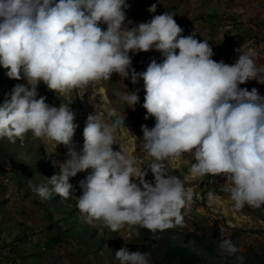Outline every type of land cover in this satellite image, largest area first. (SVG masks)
<instances>
[{
    "label": "clouds",
    "instance_id": "clouds-1",
    "mask_svg": "<svg viewBox=\"0 0 264 264\" xmlns=\"http://www.w3.org/2000/svg\"><path fill=\"white\" fill-rule=\"evenodd\" d=\"M126 7L125 0H0V68L8 78L26 81L0 106V138L14 143L31 132L68 149L63 163L52 161L58 172L47 179L50 187L34 185L33 191L42 200L53 193L67 199L70 179L91 170L79 182L77 198L87 223L102 221L112 232L125 225L162 232L183 224L181 210L192 200V189L169 171L167 162L180 160L189 163L194 178L224 176L235 208L264 206V96L239 87L252 80L264 84L256 49H237L232 65L217 62L207 40L182 35L173 13L129 29ZM148 11L155 13L156 4ZM150 50L159 52L162 62L152 60L136 72L129 53ZM113 73L130 77L133 85L143 82L144 118L155 119L151 129L141 127L140 149L151 158L146 167H138L122 146L113 150L116 125L124 118L110 124L95 111L89 114L76 151L78 125L69 106L38 98L41 83L62 95L108 81ZM120 99L134 107L138 92L126 90ZM114 115L108 110L109 118ZM186 153L193 163L183 159ZM149 171L153 181L145 179ZM219 247L229 255L241 251L229 238L222 237ZM115 258L120 264H151L149 254L126 247ZM237 259L243 264L242 256Z\"/></svg>",
    "mask_w": 264,
    "mask_h": 264
},
{
    "label": "rangeland",
    "instance_id": "rangeland-1",
    "mask_svg": "<svg viewBox=\"0 0 264 264\" xmlns=\"http://www.w3.org/2000/svg\"><path fill=\"white\" fill-rule=\"evenodd\" d=\"M222 1L221 9L219 0H207L206 7L193 8L189 18H174L183 29L182 35L194 33L198 41L207 40L214 53L212 59L217 62H228L234 55L233 49L254 48L260 57L259 63L264 64V30L259 32L264 24H256L255 29L240 15L226 16V10L229 13L236 12V15L241 13L246 8V0H238L239 3L233 0ZM254 1L257 3L255 10L263 9L264 4L259 3V0ZM203 13H210V19L203 17ZM206 21H209L208 27H205ZM240 25L244 28L241 33H237ZM217 31L222 37L220 41L236 43L231 52L229 45L224 47L228 51L226 55L214 45L219 41ZM6 72V69L0 68V106L16 84L26 83L23 79L16 81L8 78ZM239 87L248 90L256 88L258 94L264 96V84H258L255 80ZM113 89L104 80L62 95L48 90L43 83L37 86L38 98L45 97L46 103L54 107L60 104L69 106L74 113V123L78 125L73 137L76 151H80L83 145L82 131L87 116L95 111L110 124H114L117 118H124L121 124L116 125L114 137L117 145H113V150L118 151L119 146H122L130 156L137 159L138 167H146L151 158L140 149L141 127H149L151 123L142 117H135V122H130L129 118L135 114L126 112V103L120 99V91L109 94ZM106 104H109L110 109H107ZM140 105L137 106L138 112H142L138 108ZM108 110H114L116 115L109 118ZM132 136L136 137L135 150L131 149ZM67 150L65 146L55 148L54 142L36 138L31 132L23 138H16L14 143L7 138H0V264H120L115 253L124 247L130 252L149 254L151 264H180L167 255L166 249L174 244H182L183 239L190 236L201 238L208 244L213 259H223L225 262L227 259L231 262L229 264H240L237 257L242 256L243 264H264V206L253 208L245 205L240 209L235 208L230 194L215 189L210 175L194 178L190 172L182 169L184 163L180 160L167 162L170 174L178 176L186 188H191L193 196L181 210L183 224L162 232L153 233L129 225L112 232L102 221L87 223L85 214L77 208V198L81 195L79 182L91 170L78 173L70 179L73 191L69 198L53 193L49 199L42 200L33 191V186L50 187L47 179L58 172L52 161L63 163L67 158ZM188 155L184 154L183 159L188 158L193 163L192 156L189 158ZM145 179L153 181L150 171ZM201 180L204 182L200 183ZM136 231H139V236L135 235ZM222 237L229 238L241 251L229 255L222 250L219 247Z\"/></svg>",
    "mask_w": 264,
    "mask_h": 264
},
{
    "label": "crops",
    "instance_id": "crops-1",
    "mask_svg": "<svg viewBox=\"0 0 264 264\" xmlns=\"http://www.w3.org/2000/svg\"><path fill=\"white\" fill-rule=\"evenodd\" d=\"M218 1V0H217ZM235 3H239L238 0H233ZM223 1L219 0L220 3V9L223 6ZM261 4H264V0H259L258 1ZM125 3L127 4V10L123 11L125 12V25H127V27L129 29H131L132 27L137 26L140 23L143 22H148L151 20V18L154 15H161L164 14L166 12L169 13H173V18H180V19H187L189 18V16H191L190 12L192 11L193 8L195 7H206L207 0H125ZM156 4V12L155 13H149L148 9L151 5ZM256 1L254 0H246V8L242 9L239 13L236 15V12H228V10H226V16L230 17H235V16H241V18H243V20H246L247 22L250 23L249 26H251L252 28L256 29V24H264V7L261 10H255V6H256ZM181 8V10H180ZM212 11H210L211 13ZM203 13L204 15H202L203 17H208L210 19L211 15ZM209 21L205 22V27H208ZM241 26V25H240ZM102 30L106 29V25H101ZM221 27H219L220 29ZM244 28V26L238 27L237 29V33L240 32L241 30ZM218 30V29H217ZM261 30H264V26L262 28H260L259 32ZM231 32V31H229ZM217 35L219 38V41L214 43L215 47L221 49V53L225 52V55L227 54L228 51H225L226 48H224L226 45L230 46V51H232L233 46H236L234 44L233 41L230 42H225V41H220V39L222 38L219 34V32L217 31ZM218 38H216V40H218ZM233 49L234 51V55L233 57H231L229 59L228 62H224V63H229V62H235L236 60V54L237 50ZM130 57H131V66L132 68L135 69L136 72L138 73H142L146 70L148 64L152 61V60H156L157 63L162 62L163 57L161 56V54L159 52L150 50L148 52H140V53H136V54H132L131 52L129 53ZM108 84H110L113 88L112 91H110V95H113L115 91H120V93L125 92L126 90H128L129 92H138V96H139V102L137 103V105H135L134 107H129L127 104L124 106V108L126 109V112L128 113H134L135 116L134 117H130L129 120L130 122H135V117L136 119H140V117H142L143 119H145V115L146 112H138L137 111V106L139 105V103L142 105L144 102V90H143V82L142 81H138L137 84L133 85L130 82V77L127 79H123L121 78L118 74L113 73L110 77V79L107 81ZM126 118H128L126 116ZM146 121H150V123L155 122V119L151 116H149V118ZM126 123V121L124 122ZM141 126V125H140ZM139 126V127H140ZM139 129V128H138ZM189 158H191V155H188ZM185 161H188L190 163H192L190 161V159L186 158L184 159ZM184 163V162H183ZM177 168V167H176ZM182 169H185L186 171L189 172V163H184L182 165ZM204 178V177H202ZM211 178V182L213 183V185H215V189H220L222 190L221 192H225V193H229L228 191H225V186H226V178L224 176H210ZM195 182V181H194ZM200 183H203L204 181H199ZM205 188V187H203Z\"/></svg>",
    "mask_w": 264,
    "mask_h": 264
},
{
    "label": "trees",
    "instance_id": "trees-1",
    "mask_svg": "<svg viewBox=\"0 0 264 264\" xmlns=\"http://www.w3.org/2000/svg\"><path fill=\"white\" fill-rule=\"evenodd\" d=\"M148 236H146L147 238ZM193 241V242H192ZM182 244H174L166 249L167 255L172 259L178 261L180 264H229L219 259L211 258V247L204 243L201 238L196 236L185 237ZM191 243V245H189ZM188 244V246H186ZM197 248L195 254H192ZM186 249V250H185ZM214 256V254H213Z\"/></svg>",
    "mask_w": 264,
    "mask_h": 264
},
{
    "label": "built area",
    "instance_id": "built-area-1",
    "mask_svg": "<svg viewBox=\"0 0 264 264\" xmlns=\"http://www.w3.org/2000/svg\"><path fill=\"white\" fill-rule=\"evenodd\" d=\"M139 110H141V111H146L143 107H142V105H140L139 107ZM154 125H155V122L154 123H151V126H149L148 128L149 129H151L152 127H154ZM143 137V133H141V138Z\"/></svg>",
    "mask_w": 264,
    "mask_h": 264
},
{
    "label": "bare ground",
    "instance_id": "bare-ground-1",
    "mask_svg": "<svg viewBox=\"0 0 264 264\" xmlns=\"http://www.w3.org/2000/svg\"><path fill=\"white\" fill-rule=\"evenodd\" d=\"M103 96H104V95H103ZM106 106H107V109H110L109 104H106ZM136 143H137V142H136ZM131 149H132V150L137 149V144H136V146L133 144L132 147H131Z\"/></svg>",
    "mask_w": 264,
    "mask_h": 264
}]
</instances>
